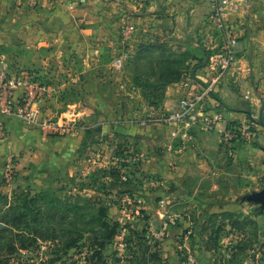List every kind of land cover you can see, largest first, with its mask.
Here are the masks:
<instances>
[{"label":"rangeland","instance_id":"374dc122","mask_svg":"<svg viewBox=\"0 0 264 264\" xmlns=\"http://www.w3.org/2000/svg\"><path fill=\"white\" fill-rule=\"evenodd\" d=\"M114 19L111 46L104 53L111 67L97 71L106 78L90 77L83 86L68 76L76 56L72 51L63 65L44 68L18 43L24 38L16 37L13 54L21 61L0 69L38 77L43 117L26 124L53 143L44 162L26 165L24 171L15 166L20 155L10 157L2 183L8 188L0 190V198L60 200L68 216L65 232H86V223L103 211L110 225H117L116 236L102 253L103 263L91 258L93 234L84 233L80 249L63 251L61 242L40 240L39 246L18 251L10 263H5L4 247L0 264H264V209L242 201L264 189V38L255 40L243 62L236 48L235 74H226L215 89L220 101L211 100L213 109L230 116H222L226 126L218 131L219 139L172 137L155 143L147 137L142 142L140 128L150 123L143 120L153 118V109L161 117L169 111L164 102L171 86L198 81V62L214 66L212 78L220 73L221 47H213L214 38L198 37L194 45L213 58L203 63L194 60L196 51L186 39L172 46L120 45ZM1 22H6L5 12ZM13 23L17 26L19 18ZM0 52L6 53L5 44ZM175 92L179 103L188 96ZM4 203L0 200V214ZM6 227L0 222V231ZM9 238L5 233L0 247Z\"/></svg>","mask_w":264,"mask_h":264},{"label":"crops","instance_id":"0c3cea01","mask_svg":"<svg viewBox=\"0 0 264 264\" xmlns=\"http://www.w3.org/2000/svg\"><path fill=\"white\" fill-rule=\"evenodd\" d=\"M237 5L239 12L229 20V24L243 40L237 46L243 62L255 40L264 38V0H237ZM4 12L6 22L2 23ZM211 12L208 0H0V45H6V53L0 52V67L21 61L13 54L14 48L19 46L16 44V37L19 36L24 40L18 43L37 58L33 61L38 65L42 64L44 68L51 63L63 65L67 54L72 51L76 56L72 64L74 68L69 70L68 76L73 82L83 86L90 77L104 80L105 74L97 71L100 67H111L104 53L111 46V32L115 27L111 20L114 18L118 21L116 32L120 45L136 47L145 41L150 46L158 42L172 46L186 39L189 46L195 49L197 59L212 63L213 58L210 55L207 57L199 46L194 45L198 37L207 36V42L209 38H214L211 40V43L214 41L213 47L221 46L223 38L212 29ZM16 17L19 18L17 26L13 23ZM210 30L213 37L209 34ZM245 50L246 53H243ZM55 52H58V57L54 56ZM213 68V65H207L197 70L195 77L199 82L190 80L182 86H171L164 102L169 111L164 113L179 107V99L174 97L175 90L184 96L193 93L202 84H209L213 79ZM150 113L149 117H153L150 123L140 128L142 142L147 137L155 143L159 138H172L171 129L158 122L162 113L155 109ZM222 116L230 119L224 112ZM3 122L9 137L0 141V190L8 188H4L2 183L12 155H20L15 166L24 171L26 165L44 162L53 143L52 138L19 118L6 117ZM225 126L226 123H220L212 129L194 128L189 134L191 139L200 137L213 141L211 138L219 139L221 133L218 131L222 132Z\"/></svg>","mask_w":264,"mask_h":264},{"label":"built area","instance_id":"2783aa9c","mask_svg":"<svg viewBox=\"0 0 264 264\" xmlns=\"http://www.w3.org/2000/svg\"><path fill=\"white\" fill-rule=\"evenodd\" d=\"M208 1L212 10V29L223 38L219 50L220 73L207 87H199L183 98L177 110L164 113L159 118L160 123L172 130V137L182 140L191 138L189 131L194 128L212 129L223 122L222 114L213 109L211 94L226 74L234 75L237 70L239 37L229 24V20L239 12L237 0ZM44 101V89L35 74L16 76L7 68L0 69V140L8 136L4 118L16 117L27 124H37L43 117L41 107ZM148 122L145 119L142 124L147 125Z\"/></svg>","mask_w":264,"mask_h":264},{"label":"trees","instance_id":"16d2710c","mask_svg":"<svg viewBox=\"0 0 264 264\" xmlns=\"http://www.w3.org/2000/svg\"><path fill=\"white\" fill-rule=\"evenodd\" d=\"M194 60L198 59L194 58ZM202 67V63L198 62L194 69L197 71ZM211 98L217 102L220 101L214 93L211 94ZM2 199L6 202L4 203L6 208L0 214V222L6 224L8 228L0 231V240L5 233L11 234L8 245L0 247V253L4 247L7 251L8 260L5 263H10L11 257L18 251L39 246L40 240L61 242L59 247L63 251L80 249V243L85 240L84 233L93 234L92 238H89L91 258L103 263L102 253L116 236L117 225L111 226L103 211L101 215L86 223L90 224L86 226L88 229L86 232L83 230H81L83 232H79V230L65 232L68 216H64L60 200H51L44 195H37L31 199L28 196L25 198L16 197L12 200L5 197L0 198V200ZM7 207L9 208L7 209ZM152 258L155 261L159 260L156 254Z\"/></svg>","mask_w":264,"mask_h":264},{"label":"water","instance_id":"95a60500","mask_svg":"<svg viewBox=\"0 0 264 264\" xmlns=\"http://www.w3.org/2000/svg\"><path fill=\"white\" fill-rule=\"evenodd\" d=\"M242 201H247L253 205H259L261 209H264V189L260 192H254L242 197Z\"/></svg>","mask_w":264,"mask_h":264}]
</instances>
